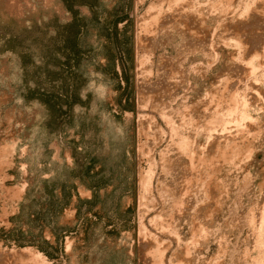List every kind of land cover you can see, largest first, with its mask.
<instances>
[{"label": "rangeland", "instance_id": "obj_1", "mask_svg": "<svg viewBox=\"0 0 264 264\" xmlns=\"http://www.w3.org/2000/svg\"><path fill=\"white\" fill-rule=\"evenodd\" d=\"M187 1L0 0V264H264V0Z\"/></svg>", "mask_w": 264, "mask_h": 264}, {"label": "bare ground", "instance_id": "obj_2", "mask_svg": "<svg viewBox=\"0 0 264 264\" xmlns=\"http://www.w3.org/2000/svg\"><path fill=\"white\" fill-rule=\"evenodd\" d=\"M164 1V0H163ZM179 1V0H178ZM185 1V0H184ZM187 1V0H186ZM214 1V0H213ZM225 1V0H224ZM232 1V0H231ZM177 2V1H176ZM188 2V1H187ZM261 2V1H260ZM263 2V1H262ZM183 3H185V2H183ZM227 3V2H226ZM154 4V3H153ZM159 4V3H158ZM168 4V3H167ZM176 4V3H175ZM187 4H189V3H187ZM218 4H220V3H218ZM231 4V3H230ZM259 4V3H258ZM169 5H171V4H169ZM217 5V4H216ZM223 5V4H222ZM152 6V5H151ZM196 6V5H195ZM218 6V5H217ZM156 7V6H155ZM194 7V6H193ZM262 7V6H261ZM177 8V7H176ZM179 8V7H178ZM181 8H183V7H181ZM197 8V7H196ZM200 8V7H199ZM168 10V9H167ZM172 10V9H171ZM184 10V9H183ZM195 10V9H194ZM210 10V9H209ZM225 10V9H224ZM154 11V10H153ZM163 11V10H162ZM215 11V10H214ZM243 11V10H242ZM253 11V10H252ZM258 11V10H257ZM262 11V10H261ZM187 12H189V11H187ZM198 12V11H197ZM263 12V11H262ZM148 13V12H147ZM173 13V12H172ZM183 13V12H182ZM194 13V12H193ZM223 13V12H222ZM229 13H230V11H229ZM244 13V12H243ZM246 13V12H245ZM244 13V14H245ZM158 14V13H157ZM176 14V13H175ZM192 14V13H191ZM227 14V13H226ZM259 14V13H258ZM160 15H161V13H160ZM185 15V14H184ZM241 15V14H240ZM166 17H167V15H165ZM170 16V15H169ZM260 16V15H259ZM161 17V16H160ZM225 17V16H224ZM243 17H244V15H243ZM262 17V16H261ZM153 18V17H152ZM178 18H179V16H178ZM238 18V17H237ZM200 19V18H199ZM240 19V18H239ZM258 19V18H257ZM264 19V18H263ZM167 20V19H166ZM145 21V20H144ZM159 21V20H158ZM168 21V20H167ZM189 21V20H188ZM230 21V20H229ZM260 21V20H259ZM147 22V21H146ZM219 22V21H218ZM237 22V21H236ZM244 22V21H243ZM149 23V22H148ZM163 23V22H162ZM152 24V23H151ZM223 24V23H222ZM226 24V23H225ZM259 24V23H258ZM263 24V23H262ZM261 24V25H262ZM156 25V24H155ZM166 25V24H165ZM168 25V24H167ZM173 25V24H172ZM157 26V25H156ZM162 26H163V24H162ZM245 26V25H244ZM249 26V25H248ZM253 26V25H252ZM155 26H153L152 28H154ZM206 27V26H205ZM239 27V26H238ZM171 28V27H170ZM187 28V27H186ZM209 28V27H208ZM262 28V27H261ZM160 29V28H159ZM184 29V28H183ZM189 29V28H188ZM236 29V28H235ZM243 29H244V27H243ZM144 30V29H143ZM163 30V29H162ZM230 30V29H229ZM164 31V30H163ZM251 31V30H250ZM254 31V30H253ZM144 32V31H143ZM146 32V31H145ZM147 32H148V30H147ZM152 32H153V30H152ZM155 32V31H154ZM157 32V31H156ZM188 32V31H187ZM191 32V31H190ZM209 32V31H208ZM235 32V31H234ZM261 32V31H260ZM150 33V32H149ZM197 33V32H196ZM241 33V32H240ZM249 33V32H248ZM153 34V33H152ZM258 34V33H257ZM140 35V34H139ZM195 35H197V34H195ZM194 35V36H195ZM233 35V34H232ZM253 35H255V34H253ZM152 36V35H151ZM164 36V35H163ZM198 36V35H197ZM168 37V36H167ZM239 37H240V35H239ZM252 37V36H251ZM260 37V36H259ZM264 37V36H263ZM154 38V37H153ZM254 38V37H253ZM140 39V38H139ZM150 39V38H149ZM166 39V38H165ZM212 39V38H211ZM204 40H205V38H204ZM207 41V40H206ZM141 42V41H140ZM160 42H161V40H160ZM166 42V41H165ZM213 42V41H212ZM159 43V42H158ZM195 43V42H194ZM202 43H204V42H202ZM236 43V42H235ZM257 43H259V42H257ZM197 44V43H196ZM195 44V45H196ZM192 45V44H191ZM211 45V44H210ZM153 46V45H152ZM162 46V45H161ZM257 47V46H256ZM151 48V47H150ZM259 48V47H258ZM198 50V49H197ZM201 50V49H200ZM257 52V51H256ZM264 65V64H263ZM251 66V65H250ZM262 67V66H261ZM264 67V66H263ZM243 69V68H242ZM248 69H250V68H248ZM254 70V69H253ZM246 71V70H245ZM261 71V70H260ZM248 72V71H247ZM244 73V72H243ZM255 73V72H254ZM261 74V73H260ZM251 75V74H250ZM147 77V76H146ZM249 77V76H248ZM261 78V77H260ZM147 79V78H146ZM257 79H259V78H257ZM154 82V81H153ZM258 82V81H257ZM228 83V82H227ZM229 84V83H228ZM153 85V84H152ZM231 87V86H230ZM237 87V86H236ZM239 90V89H238ZM260 91V90H259ZM234 92V91H233ZM232 92V93H233ZM240 92V91H239ZM232 95V94H231ZM234 96V95H233ZM232 96V97H233ZM235 97V96H234ZM235 99V98H234ZM243 100H244V98H243ZM246 100V99H245ZM235 102H236V99H235ZM247 104V103H246ZM243 105V104H242ZM241 105V106H242ZM220 106V105H219ZM237 106H238V104H237ZM237 106H235V107H237ZM249 106V105H248ZM234 107V106H233ZM233 108L232 109V107L230 108V110L231 111H233L234 112V110H236V108ZM238 108V107H237ZM239 110V109H238ZM230 111V112H231ZM220 113V112H219ZM223 114V113H222ZM222 114H220L221 116H222ZM216 115V114H215ZM225 115V114H224ZM228 115V114H227ZM241 115L243 116V118H245V116H246V118L249 116H247V114L245 113V112H243L242 111V113H241ZM240 115V116H241ZM232 116V115H231ZM250 117V116H249ZM248 117V118H249ZM215 118V117H214ZM218 118V117H217ZM228 118V117H227ZM242 118V119H243ZM252 118V117H251ZM219 119V118H218ZM237 119V118H236ZM206 120V119H205ZM204 120V121H205ZM210 120V119H209ZM247 120V119H246ZM250 120V119H249ZM208 121V120H207ZM231 121V120H230ZM248 121V120H247ZM206 122V121H205ZM249 122V121H248ZM254 122V121H253ZM197 123V122H196ZM207 123V122H206ZM231 123H233V122H231ZM239 123V122H238ZM234 124V123H233ZM209 125V124H208ZM240 125V124H239ZM221 126V125H220ZM219 126V127H220ZM253 126V125H252ZM230 127H231V125H230ZM258 127V126H257ZM206 128V127H205ZM240 128V127H239ZM250 128V127H249ZM256 128V127H255ZM254 128V129H255ZM253 129V130H254ZM202 130V129H201ZM217 130V129H216ZM215 130V131H216ZM224 130V129H223ZM243 130V129H242ZM199 132V131H198ZM205 132V131H204ZM214 132V131H213ZM227 132H229V131H227ZM231 132H233V131H231ZM241 132V131H240ZM209 133V132H208ZM239 133V132H238ZM205 134V133H204ZM241 134V133H240ZM261 134V133H260ZM259 134V135H260ZM224 135V134H223ZM228 135V134H227ZM237 135V134H236ZM253 135V134H252ZM256 135V134H255ZM234 136V135H233ZM214 137V136H213ZM219 137V136H218ZM245 137V136H244ZM257 137H258V135H257ZM217 138V137H216ZM221 138V137H220ZM224 138V137H223ZM187 139V138H186ZM189 139V138H188ZM207 139H209V138H207ZM244 139V138H243ZM216 140V139H215ZM223 140V139H222ZM202 143V142H201ZM217 143V142H216ZM249 143V142H248ZM183 144H185V142L183 143ZM197 144V143H196ZM230 144V143H229ZM242 144V143H241ZM257 144V143H256ZM189 146V145H188ZM216 146V145H215ZM244 147V146H243ZM251 147V146H250ZM236 148V147H235ZM201 149V148H200ZM238 149V148H237ZM249 150V149H248ZM250 153V152H249ZM264 153V152H263ZM239 155V154H238ZM191 157V156H190ZM233 158V157H232ZM225 161V160H224ZM223 161V162H224ZM232 163V162H231ZM236 163V162H235ZM239 163V162H238ZM228 164V163H227ZM238 165V164H237ZM208 166V165H207ZM206 166V167H207ZM217 166V165H216ZM191 168V167H190ZM207 168H209V167H207ZM205 169V168H204ZM210 169V168H209ZM227 169V168H226ZM203 170V169H202ZM207 172H208V170H207ZM204 173V172H203ZM209 174V173H208ZM258 177V176H257ZM247 179V178H246ZM143 181V180H142ZM144 182H146V181H144ZM206 183V182H205ZM145 184H147V183H145ZM188 184V183H187ZM213 184V183H212ZM263 184V183H262ZM151 186V185H150ZM149 187V186H148ZM177 188V187H176ZM179 188V187H178ZM182 188V187H181ZM184 188V187H183ZM151 189V188H150ZM187 190V189H186ZM188 191V190H187ZM217 191V190H216ZM181 193H182V191H181ZM217 193V192H216ZM213 194V193H212ZM212 194H210V195H212ZM184 196V195H183ZM220 196V195H219ZM144 197V196H143ZM178 199V198H177ZM176 199V200H177ZM182 199V198H181ZM174 200V199H173ZM180 200V199H179ZM216 201V200H215ZM218 201V200H217ZM183 202H184V199H183ZM183 204V203H182ZM179 205V204H178ZM177 206V205H176ZM200 206V205H199ZM197 207V206H196ZM174 208H175V206H174ZM191 210V209H190ZM199 210V209H198ZM203 210V209H202ZM197 212V211H196ZM187 213V212H186ZM180 214V213H179ZM193 216V215H192ZM154 218V217H153ZM262 219H263V221H264V215L262 216ZM262 223V222H261ZM262 226V225H261ZM261 228V227H260ZM164 229V228H163ZM260 231V230H259ZM140 234V233H139ZM260 236V235H259ZM153 238V237H152ZM261 240V239H260ZM150 242H151V240H150ZM155 242V241H154ZM153 243V242H152ZM160 244V243H159ZM152 246V245H151ZM161 249V248H160ZM165 249V248H164ZM186 249V248H185ZM28 250V249H27ZM183 250V249H182ZM153 252V251H152ZM39 254V253H38ZM181 254V253H180ZM184 254V253H183ZM187 254V253H186ZM152 255V254H151ZM178 255V254H177ZM191 255V254H190ZM155 256V255H154ZM173 256V255H172ZM179 257V256H178ZM182 257V256H181ZM34 258H36V257H34ZM41 258V257H40ZM192 258V257H191ZM164 259V258H163ZM146 260V259H145ZM154 260V259H153ZM194 260V259H193ZM163 261V260H162ZM181 262V261H180ZM27 264V263H26ZM152 264V263H151ZM155 264V263H154ZM185 264V263H184ZM261 264V263H260Z\"/></svg>", "mask_w": 264, "mask_h": 264}]
</instances>
